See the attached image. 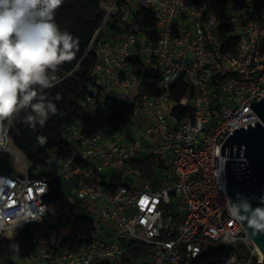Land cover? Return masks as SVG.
<instances>
[{"label": "built area", "instance_id": "1", "mask_svg": "<svg viewBox=\"0 0 264 264\" xmlns=\"http://www.w3.org/2000/svg\"><path fill=\"white\" fill-rule=\"evenodd\" d=\"M147 10L154 33L138 24ZM250 10L237 0L110 1L89 46L97 61L96 85L80 104L86 119L67 136L73 155L52 151L32 177L13 146L12 119L0 128L6 137L0 153L22 168L0 172L9 181L0 192V234L13 240L23 225L41 222L56 178L74 181L76 199L95 224L79 250L38 240L23 264H125L131 241L149 247L131 264H204L203 253L220 246L232 249L233 264H264L229 211L226 160L245 158L221 154L234 129L260 121L252 105L264 98V6L257 14ZM179 82L187 90L174 100ZM183 107L191 112L185 118L179 117ZM146 154L167 166L157 187L135 177L132 162ZM117 175L136 181L114 186ZM21 211L30 215L17 226Z\"/></svg>", "mask_w": 264, "mask_h": 264}, {"label": "trees", "instance_id": "2", "mask_svg": "<svg viewBox=\"0 0 264 264\" xmlns=\"http://www.w3.org/2000/svg\"><path fill=\"white\" fill-rule=\"evenodd\" d=\"M110 1L64 0L62 6L55 12V22L60 29L67 30L79 39V50L72 60L65 61L57 67V81L53 82V87L45 90L56 104L57 114L50 115L45 125L43 127L37 125L35 130L17 117H13L10 128L12 143L15 148L23 152L32 177L35 176V171L46 163L52 151L65 158L72 156L75 151V146L67 140V136L72 125L86 119L80 104L91 93L90 88L96 85L91 71L97 61L95 51L89 50V46L108 12ZM237 2L251 9L249 11L251 14H257L259 8L264 6V0H237ZM142 13L143 19L139 20L138 24L144 29H152L154 33L153 15L149 10ZM134 64L138 65L139 61H135ZM148 77L153 78L151 74ZM177 86L180 89L171 96L174 100L181 99L187 90L180 82ZM57 95L60 97L58 100ZM190 113L189 109L183 107L179 111V117L185 118ZM118 120L120 124L124 123L123 118L118 117ZM6 122L4 121L3 124ZM37 136L46 137V142L40 144ZM10 162L9 154L0 153V172L12 171ZM132 167L136 175L141 179L151 180L153 187H157L159 170L167 166L156 155L146 154L133 160ZM112 179L114 186L131 185V180L122 175L112 176ZM104 185H107V181ZM63 191V180L56 178L51 181L49 193L45 198L49 208L63 197ZM66 207L68 209L66 214L55 215L48 210L41 222L23 225L13 240L0 234V264H23L35 252L38 240H43L49 246L54 242H61L62 247L74 252L90 241L95 231V224L86 207L77 199L68 202ZM65 228H69L70 232L61 237L60 233ZM16 244L19 245L18 251L15 250ZM125 246H127L124 255L125 264L135 262L149 250L145 244L135 241L127 242ZM231 250L225 246L210 248L203 253V262L226 264L232 254Z\"/></svg>", "mask_w": 264, "mask_h": 264}, {"label": "clouds", "instance_id": "3", "mask_svg": "<svg viewBox=\"0 0 264 264\" xmlns=\"http://www.w3.org/2000/svg\"><path fill=\"white\" fill-rule=\"evenodd\" d=\"M63 2L0 0V128L15 116L35 130L57 114V106L45 90L57 81V67L72 60L79 50V39L55 22V12ZM5 140L0 135V145ZM37 141L43 144L46 137L37 136ZM8 184V178L0 176V192ZM229 203L233 216L246 221L254 232L264 233V207L253 208L246 199ZM16 215L19 226L30 213ZM15 250H19L18 244ZM234 259L226 264H233Z\"/></svg>", "mask_w": 264, "mask_h": 264}, {"label": "water", "instance_id": "4", "mask_svg": "<svg viewBox=\"0 0 264 264\" xmlns=\"http://www.w3.org/2000/svg\"><path fill=\"white\" fill-rule=\"evenodd\" d=\"M260 121L255 122L248 129L244 126L234 129L223 144V156L244 157V160H226V174L228 183L227 193L232 203L246 199L253 208L264 207L261 198L264 197V98L252 105ZM247 232L264 252V233L258 234L241 220Z\"/></svg>", "mask_w": 264, "mask_h": 264}, {"label": "rangeland", "instance_id": "5", "mask_svg": "<svg viewBox=\"0 0 264 264\" xmlns=\"http://www.w3.org/2000/svg\"><path fill=\"white\" fill-rule=\"evenodd\" d=\"M148 138V137H146ZM10 164L12 166L18 167V170H22L20 165H16L14 160H11ZM138 178V181L140 180L139 176H135ZM132 175L129 176L130 184L133 185L136 180H132ZM74 199H76V189L75 184L73 180H64V191H63V197L59 200H57L53 205L50 206L49 211H51L55 215H61L66 214L68 212V209L66 207V204L68 202H72ZM70 232L69 228L63 229L61 231L60 236L64 237L68 235Z\"/></svg>", "mask_w": 264, "mask_h": 264}, {"label": "bare ground", "instance_id": "6", "mask_svg": "<svg viewBox=\"0 0 264 264\" xmlns=\"http://www.w3.org/2000/svg\"><path fill=\"white\" fill-rule=\"evenodd\" d=\"M11 119H12V121H13V117H12ZM15 233H16V231H15L14 228H10V229L7 231V235H8V237H10V238H13L14 235H15ZM16 237H17V236H16ZM14 239H15V238H14ZM258 249H259L260 254L264 257V252H263V250H261L259 247H258Z\"/></svg>", "mask_w": 264, "mask_h": 264}]
</instances>
